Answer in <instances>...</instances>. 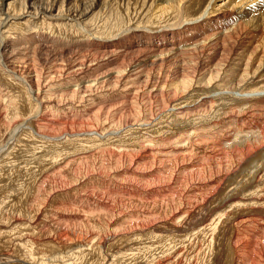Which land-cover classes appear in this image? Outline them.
Here are the masks:
<instances>
[{"label":"bare ground","instance_id":"bare-ground-1","mask_svg":"<svg viewBox=\"0 0 264 264\" xmlns=\"http://www.w3.org/2000/svg\"><path fill=\"white\" fill-rule=\"evenodd\" d=\"M121 1L119 8L114 0H12L3 12L0 0V26L18 7L8 33L0 30V75H11L9 94L0 97L5 118L28 120L35 102L48 106L56 101L63 114L70 109L80 122L76 117L86 115L85 107L131 93L173 99L156 113L146 108L135 116L131 112L130 121L119 125L117 112L93 111L102 132L95 126L94 131H79L75 125V132L19 135L9 142L0 159V264H264V159H255L264 150V0H228L212 13V0H163L157 6L155 0ZM231 3L233 10L223 8ZM250 10L257 12L243 22ZM62 20L71 22V28L61 26ZM77 51L82 60H65ZM37 57L42 58L40 70ZM57 57L65 63H54ZM174 62L180 66L173 64L177 68L169 76L163 67ZM187 62L195 65L183 68ZM190 97L196 100L188 102ZM188 111V120L181 119ZM24 128H14L15 134ZM176 131L194 132L170 151L152 150L155 134ZM104 146L119 153L107 165ZM135 149L142 151L122 169L127 163L122 151ZM172 154L180 163L175 171L164 164ZM208 156L232 165L222 176L210 169L181 180ZM95 159L97 170L82 166ZM245 162L250 169L244 172ZM63 167L74 174L65 180L67 187L48 184L55 190L42 211L35 193L41 195L51 171L60 173ZM236 174L240 177L233 178ZM122 176L134 180L114 183L106 195L114 208L103 201L101 191L95 197L96 189L81 193L86 204L76 197L78 187L88 189L91 179ZM60 203L66 209L59 210ZM93 211L105 216L86 217L91 232L82 241L70 240L65 229L52 233V218L92 216ZM41 231L51 234L43 239ZM37 232L43 239L39 245L33 242Z\"/></svg>","mask_w":264,"mask_h":264},{"label":"rangeland","instance_id":"rangeland-1","mask_svg":"<svg viewBox=\"0 0 264 264\" xmlns=\"http://www.w3.org/2000/svg\"><path fill=\"white\" fill-rule=\"evenodd\" d=\"M12 0H3V3H2V11L3 12H6V9H7V5L11 2ZM161 1H163V0H155V3H156V6H157V3H159V2H161ZM228 0H212V2H211V7L213 8H211L210 9V7H208V11L209 12H214V10H216L217 8H219V6H221L222 4H224V3H226ZM260 2V0H254V2H253V4L254 3H256V2ZM114 5H116L117 7H121V4L123 3V1H121V0H114ZM251 4V3H250ZM250 4H248V5H250ZM248 5H246L245 7H247ZM158 6H160V5H158ZM233 6H234V3H231V4H229V5H224V9L225 10H233ZM222 7V6H221ZM244 7V8H245ZM17 8L18 7H15L14 9H12L11 10V12H10V20H9V22L7 23L6 22V24H4L3 26H0V30H1V32H7L8 33V30H10V28L13 26V23H14V20L13 19H11V17H13L16 13H17ZM256 12L257 11H251L250 10V14H247V15H245V16H243V18L241 19L243 22H246V21H248V20H250V17L252 16V15H255L256 14ZM0 17H1V19H3V17L4 16H2L1 15V13H0ZM141 17V19L143 18L142 16H140ZM210 17V16H209ZM145 18H143V20H144ZM71 22H66V21H64V20H62V22L60 23V25L61 26H63V27H65L66 29H68L69 27L68 26H70V28H71ZM0 37H2V35L0 36ZM0 48H1V44H0ZM102 51H103V49H101ZM79 51H77L76 53H71L70 55L68 54V55H66L64 58H65V60H70V61H73L74 59L75 60H82L83 58H84V55L83 54H81V51L78 53ZM76 54V55H75ZM79 54V55H78ZM83 55V56H82ZM67 56H68V58H67ZM76 56V57H75ZM79 56H80V58H79ZM64 58H62V59H64ZM72 58H74V59H72ZM33 59H35V57H33ZM59 59V57H57L56 59H55V61H54V63H56L57 62V60ZM91 60V59H90ZM225 60V58L223 57V61ZM19 61V60H18ZM17 61V62H18ZM36 61L37 62H35L36 64H35V66H37V70H40V67H43L42 65L40 66V67H38V65H39V63H41V61H42V58L39 60L38 59V57L36 58ZM59 61V60H58ZM178 61H181V60H178ZM178 61H176V62H178ZM124 62V64L123 65H121L122 67L123 66H125V64H127V62L124 60L123 61ZM176 62H174V63H172L171 65H170V67H169V65H168V67L167 68H165V67H163V71L164 70H166L167 69V71L169 72V76H172V74H175V69L177 68V66H180L179 65V63H176ZM59 65L61 64L62 65V63L64 64L65 62H62V61H59V62H57ZM118 63H120L119 61H118ZM173 64H175V65H177V66H175V65H173ZM190 65V66H189ZM195 65V63L194 62H190V64H189V62H187L186 63V66L184 65H182V67L183 68H187V69H189V67H191V68H193V66ZM120 66V67H121ZM174 66V67H173ZM1 67V66H0ZM165 68V69H164ZM97 70H99V69H97ZM104 72V71H103ZM2 73L4 74V72L2 71ZM98 74H100V73H102V71H100L99 70V72H97ZM96 73V74H97ZM188 74V73H187ZM192 74L191 73H189V75H187V76H191ZM3 76H5V77H3ZM0 75V97L1 98H3L4 96H5V94L8 92V86H7V81L8 80H10L7 76H11L10 74H8V73H5L4 75ZM45 81V80H44ZM46 82V81H45ZM45 82H43V84L45 83ZM2 86H3V88H2ZM7 89V90H6ZM6 91V92H5ZM17 91V90H16ZM4 92V93H3ZM14 92V91H13ZM12 92V93H13ZM49 93H51V94H53L52 92H49ZM9 93H7V95H8ZM131 94L133 95V97H134V99H132L133 97L131 96ZM129 96H124L123 98H121V97H115V98H113V99H110L109 101H107L106 100V102L105 101H103V104L101 103V104H99V103H97L96 105L94 104V105H92V106H88V107H85V111H84V113H86V115L85 116H83V118H80L79 116H77L76 117V120L78 119L80 122H75V118H73V117H75V115L73 114V112L72 113H70V109L69 110H64V114L62 113V111L59 109V107H58V103L55 101H53L52 103V105H48L47 106V104H44L43 106H40L39 105V103L38 102H35L34 104H36L35 106H36V111L34 112V113H32L31 115H30V118L28 117V120L26 119V120H23L22 119V117H19V116H16V117H18V118H11V119H7V118H5V109L4 110H2L1 109V107H0V159H1V156H2V154H4V152L5 151H3L2 152V150H4L7 146H9L10 145V143L9 142H14L15 140H16V138L17 137H19V135L20 136H23V138L25 137V136H27V134H28V136H32V137H39V134H42V135H56V134H58V135H61V134H63V133H68V132H75V131H77V130H81V131H84V130H87V129H89V128H91V130L92 131H94L95 130V128L97 129V130H95V131H99V132H102L101 131V127L99 128L98 127V125H100L98 122H97V120L95 119V117L94 116H92L93 114H92V112L94 111V112H97V110H100V113L102 114V115H105V112L106 111H109V112H117L119 115H121V116H118V117H116V120H115V123L116 124H120V123H127V122H129L130 121V119H131V112H132V116H135L137 113H139L140 111L139 110H141V112L142 111H144L145 109L144 108H146V110H148V111H152L151 112V114L154 112V113H156L155 111H158V110H160L161 108H163L164 106L166 107V105H168L170 102H172V98L170 97V96H167L166 94L165 95H163V96H161V97H159V96H157V97H153V96H151V95H148L147 93L146 94H140L139 95V97L137 98L136 97V93H135V95H134V93H131ZM46 96H48V94L46 95ZM132 97V98H131ZM1 98H0V100H1ZM135 98H137V99H135ZM190 98H192V99H190L188 102H193V101H195L196 100V97H190ZM132 99V100H131ZM146 99V100H145ZM162 100V101H161ZM124 103V104H123ZM159 104V105H158ZM100 105H101V107H100ZM140 105V106H139ZM54 106V107H53ZM50 107H51V109H50ZM90 107V108H89ZM158 107V108H157ZM137 109H138V111H137ZM48 110V111H47ZM58 110V111H57ZM51 111V112H50ZM54 113H53V112ZM103 111V112H102ZM186 111V110H185ZM39 112V113H38ZM93 112V113H94ZM136 112V113H135ZM140 112V113H141ZM161 112V111H160ZM52 113V114H51ZM62 113V114H61ZM67 113V114H66ZM139 113V114H140ZM34 114V115H33ZM42 114V115H41ZM56 114V115H55ZM90 114H91V116H90ZM117 114V115H118ZM188 114H192L191 112H185V113H183L182 115V118L181 119H183V120H188V119H186V115H188ZM38 115V116H37ZM69 115V116H68ZM89 117H88V116ZM2 116V117H1ZM62 116V117H61ZM49 117V118H48ZM73 118L74 120H72L71 118ZM19 118H21V119H19ZM46 118V119H45ZM88 118H91V120L90 119H88ZM4 119V120H3ZM6 119V120H5ZM15 119V120H14ZM44 119V120H43ZM49 119V120H48ZM53 119V120H52ZM71 121H70V120ZM81 119V120H80ZM95 119V120H94ZM14 120V121H13ZM52 120V121H51ZM83 120V121H82ZM11 121V122H10ZM25 121V122H24ZM39 121V122H38ZM41 121V122H40ZM62 121V122H61ZM74 121V123H72ZM81 121H82V124H80L81 123ZM85 121V122H84ZM86 123H88V125L86 124ZM20 124V125H19ZM62 124V125H61ZM74 124V125H73ZM5 125V126H4ZM27 125H30L29 127L27 126ZM41 125H44V126H49L48 128H45V129H42V127H44V126H41ZM52 125V126H51ZM55 125V126H54ZM68 125V126H67ZM75 125H77V126H75ZM91 125V126H90ZM97 125V126H96ZM117 125V126H118ZM9 126V127H8ZM94 126H95V128H94ZM5 127V128H4ZM17 127H25L24 129H22V133L20 132V133H16L15 134V129L17 128ZM62 127V128H61ZM72 127V128H71ZM75 127V128H74ZM78 129H77V128ZM93 127V128H92ZM15 128V129H14ZM31 128V129H30ZM54 128V129H53ZM58 130H57V129ZM61 128V129H60ZM69 128V129H68ZM81 128V129H80ZM48 129V130H47ZM50 129V130H49ZM73 129V130H72ZM75 129H77V130H75ZM5 130L7 131V133L6 134H4L5 133ZM30 130V131H29ZM31 130H32V132H31ZM47 130V131H46ZM72 130V131H71ZM14 131V132H13ZM35 131V132H34ZM45 131V132H44ZM52 131V133H50ZM56 133H55V132ZM194 131H176V132H172V133H163V132H161V133H158V134H155L153 137V139H155L156 140V142H155V144H154V146H152V150H157V149H161L163 152H166V151H170L171 150V148L172 147H174L176 144H180V143H182L183 142V140L189 135V134H191V133H193ZM31 133V134H30ZM47 133V134H46ZM24 134V135H23ZM30 134V135H29ZM15 135V136H14ZM158 136V137H157ZM8 142V143H7ZM17 143V142H16ZM14 145H15V143H14ZM14 145H12V146H14ZM5 146V147H4ZM11 146V145H10ZM103 147V146H102ZM104 147H106L105 149H103V150H101V151H105L106 153H103V155L104 156H107V157H105L104 159L106 160V164L105 165H107V164H109L110 163V161H115V159H112L113 157H114V155L115 154H118L119 155V153H118V151L117 150H115L113 147H108V146H104ZM111 149V150H110ZM110 150V151H109ZM140 151H142L141 149H135V150H130V151H125V152H127V153H129V154H127V153H125L124 151H122V154H124V155H126V160H125V162H127L126 163V165L122 168L121 166L119 167L120 169H118V170H122V169H124L125 167H128L129 166V164H128V162L129 161H131L133 158H135L139 153H141ZM216 151H218V149L216 150ZM215 150H214V152H215V154L217 153ZM110 152L112 153V154H110ZM115 152V153H114ZM219 152V151H218ZM99 153V152H98ZM108 153V154H107ZM130 153H131V155H130ZM153 153H155V152H153ZM213 153V152H212ZM262 154H260L259 156H257L255 159H256V162L257 163H259L261 160H263L264 159V150H263V152H261ZM99 155V154H98ZM109 155H111V156H109ZM155 155H157V154H154V156ZM128 156V157H127ZM172 157H170L169 159H167L166 161H165V163L164 164H167V166H168V170H174L175 171V168H177V167H179L180 166V163L178 162V161H174V158H176V155L175 154H172L171 155ZM111 157V160L109 159H107V158H110ZM210 159H202L201 161H199V164H198V166L197 167H195V169L194 170H192V171H190V172H185V173H183L182 175H181V180L182 181H185V179H189L192 175L193 176H195V175H201L202 173H205V172H208L210 169H213V171L215 170H217L216 172L214 171V174L215 175H220V176H222L223 174H225L228 170L227 169H229V167L232 165L231 163V165L229 164V161H227V159H222V158H215L214 156H208ZM214 157V158H213ZM115 158V157H114ZM193 158H197L196 156L195 157H193ZM173 160V161H171V160ZM216 159H218V160H216ZM194 160V159H193ZM258 160H259V162H258ZM96 163H95V162ZM89 160V161H87V162H89L88 164H86V163H84V164H82V166H89V165H91L90 166V168H91V170H92V168H93V170L92 171H94V170H97L96 169V167H98V161H97V159H95V160ZM227 161V162H226ZM169 164H168V163ZM171 162V163H170ZM176 164H175V163ZM218 162V163H217ZM214 163V164H213ZM256 163V164H257ZM93 164V165H92ZM222 164V165H221ZM248 164H249V162H245V163H243V167L245 168V170H244V172L245 171H247L248 170V168L250 167V164H249V166H248ZM97 165V166H96ZM172 165V166H171ZM219 165H221V169L219 168ZM208 166V167H207ZM95 167V168H94ZM173 167V168H172ZM218 167V168H217ZM226 167H227V169H226ZM64 168V167H63ZM62 168V169H63ZM122 168V169H121ZM150 168V167H149ZM148 168V169H149ZM170 168V169H169ZM172 168V169H171ZM200 168H201V170H200ZM215 168V169H214ZM77 169V168H76ZM250 169V168H249ZM67 170H69V168H67L66 169V167L63 169V171H61L60 173H58V170H53V171H51V175H49L47 178H46V184H45V187L42 185L41 186V188H40V191L42 192L41 193V195H40V193H35L36 194V199L34 200V202H35V205H39L40 204V208L42 209V211H44V210H46L47 209V207H49V204L51 203V198H52V196H53V194L51 193L52 191H54L55 189H58L59 190V188H60V186L62 187V188H64L65 186L67 187V185H66V183L65 182H67V181H70V178H72L71 176L74 174L73 172L74 171H70V173H69V171H67ZM78 170V169H77ZM106 170V172H107V174L108 175H110V177H113V176H111V174L113 175L114 174V171H112V172H110L109 171V169L107 168V169H105ZM145 170H147V167L145 168ZM208 170V171H207ZM223 171V172H222ZM64 172V173H63ZM66 172H68V173H66ZM76 172V171H75ZM80 172V171H79ZM78 171H77V173H79ZM61 173H63V174H61ZM96 174H101V172H95ZM110 173V174H109ZM187 173H188V175H187ZM223 173V174H222ZM61 174V175H60ZM67 174V175H66ZM72 174V175H71ZM222 174V175H221ZM65 177V178H63V176ZM186 175L187 177L185 178L184 176ZM191 175V176H190ZM59 176H61V177H59ZM68 176H70V177H68ZM95 176V175H94ZM97 176V175H96ZM95 176V177H96ZM168 177V176H167ZM238 177H240V174H236V175H234L233 176V178H238ZM59 178V179H58ZM61 178V179H60ZM68 178V179H67ZM133 178H134V176H133ZM132 177H130V176H122V177H120L118 180H115L114 181V178H112V180H110V178H107V180L106 179H103V178H99V179H96V181H95V179H91V180H89L88 182H86V183H90L89 184V186H88V189L86 188V187H82V186H79L78 187V191L77 192H79L78 194H76V197H78V199L81 201V203H84V202H86V203H88L87 201H85V196L83 195V194H81L82 192H85L84 194H89L88 192H90L91 193V189H93L92 190V192H95V189H96V194H95V197H97L98 195H99V192L98 191H101L102 193H103V195L105 196V197H103L102 195H101V193H100V196H102V198H103V201L104 202H107L108 204L107 205H110L111 207H115L116 206V204H114L113 203V205H111L110 203L112 202V197H108L107 198V196H110L109 194H110V192H112L113 191V189H114V183L115 184H118V183H130L132 180H134ZM62 179H64V180H62ZM65 180H67V181H65ZM102 180V181H101ZM110 182H109V181ZM122 180V181H121ZM57 181H59V182H57ZM62 181H64V182H62ZM78 181H79V179H78ZM77 181V178H76V182H78ZM93 181V182H92ZM104 181H105V183L106 184H108V182H109V185H105V183H104ZM124 181V182H123ZM61 182H62V184H61ZM95 182H96V184L98 183V182H102L101 184L100 183H98L97 185H100V186H102V187H100V186H96V184H95ZM160 182H163V181H160ZM197 181H193L192 182V184H195ZM54 183H56V185L54 184ZM60 183V184H59ZM67 183H69V182H67ZM86 183H84V184H86ZM95 185H94V184ZM104 183V184H103ZM48 184H53V186L54 187H56L54 190H51L50 188H48ZM59 184V185H58ZM65 185V186H64ZM92 185V186H91ZM113 185V186H112ZM96 186V187H95ZM105 186V187H104ZM204 186H207V185H205L204 184ZM113 187V188H112ZM83 188H85V189H83ZM90 188V189H89ZM101 188V189H100ZM181 189L183 188V189H185V186H183L182 185V187H180ZM100 189V190H99ZM182 189V190H183ZM106 190V191H105ZM105 191V192H104ZM107 191H109V192H107ZM48 193H50V195L48 196ZM40 195V196H39ZM107 195V196H106ZM120 197V196H119ZM44 198H45V200H44ZM84 198V199H83ZM107 200H106V199ZM43 200V201H42ZM61 201L60 202H62V203H64V201H66V199H60ZM82 200H83V202H82ZM45 201H47V202H45ZM62 203H60V205H57V208H59V210H64V209H66L65 207L63 208V206L61 205ZM86 203H84V204H86ZM83 205V204H82ZM42 206V207H41ZM110 206H108L109 208H111ZM62 208V209H61ZM65 213V212H64ZM95 213V214H94ZM206 213L207 212H203V215L202 216H208V215H206ZM83 213H81V215H79V216H74V217H67V219L69 220H57V219H55V221H54V219L52 218V216L50 215V218H52V220H49V222L50 223H52V225H53V227L55 228L54 230L52 229V233L54 232V233H60V231H64V229L66 230V233H69L70 234V237H69V239L71 240L72 238L74 239V240H76V239H78V240H80V241H82L83 240V238H84V236L86 235V234H88V233H90L91 232V229L89 228V227H87L86 225V222H89L91 219L90 218H86V217H93V218H98V215L101 217V216H105V213H104V211L102 212H96V211H93V214L94 215H92L91 216V214H83ZM43 215V216H42ZM42 215L38 218V221H40V220H42V218H44V213L42 212ZM53 216H54V214H52ZM96 215V216H95ZM108 215V214H107ZM5 216L6 215H4L3 217L5 218ZM85 216V217H84ZM42 217V218H41ZM54 217H56V218H58L59 216H54ZM83 218V219H82ZM108 218V217H107ZM112 218V217H111ZM80 221V222H79ZM58 222V223H57ZM75 222V223H74ZM56 225V226H55ZM81 225V226H80ZM126 226V225H125ZM83 227V228H82ZM87 227V228H86ZM1 228V227H0ZM39 228V230H41L42 228H40V227H38ZM122 228H125L124 226L122 227ZM43 230V229H42ZM89 230V231H88ZM46 231H48V230H46ZM46 231H41V235H42V237H43V239L45 238V236L48 234V233H50V232H47V234H46ZM56 231V232H55ZM65 232V231H64ZM53 233V234H54ZM37 234H38V236H37ZM37 234H35V235H33V237L35 236L36 237V239H35V237H34V240H33V242L35 243V244H37V245H39L38 243H41V240H43L42 239V237H41V235H40V233L39 232H37ZM51 234V233H50ZM33 237H32V239H33ZM76 237V238H75ZM39 239V240H38ZM41 239V240H40ZM77 240V241H78ZM38 241V242H37ZM40 241V242H39ZM57 242H58V240H56ZM59 245L58 246H61L60 244L61 243H58ZM51 247H52V245H51ZM51 247H49L48 246V248H49V251L51 250L50 248ZM42 248H44V251L43 252H46L47 251V249H45V247H42L41 246V250H43ZM53 248V247H52ZM9 250H10V253L12 252V249L11 248H9L8 249V253H9ZM53 251V253H51V254H54V253H56L55 252V250H52ZM55 255H57V254H55ZM67 254L66 253H64L63 254V256H66ZM45 257V256H44ZM59 257V256H58Z\"/></svg>","mask_w":264,"mask_h":264}]
</instances>
